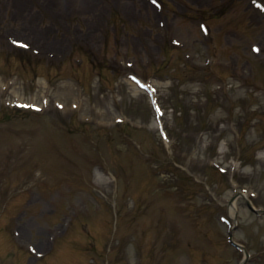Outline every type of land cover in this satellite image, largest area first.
<instances>
[{
	"label": "rangeland",
	"instance_id": "374dc122",
	"mask_svg": "<svg viewBox=\"0 0 264 264\" xmlns=\"http://www.w3.org/2000/svg\"><path fill=\"white\" fill-rule=\"evenodd\" d=\"M154 18L147 0H0V171L6 182L20 183L18 175L40 163L42 173L50 169L60 183L58 188L49 181L40 184L37 190L41 194L34 193L36 201H32V195L29 200V192L24 193L25 201L35 206L28 207V213L22 207L23 198L7 204L2 224L8 219L5 214H11L4 226L10 230L22 218L20 242L42 251L48 246L47 226L61 230L60 219L69 214L75 192L84 194L82 210L76 212L71 226L68 222V233L50 239L40 259L42 264H81L85 256L77 251L79 262L75 249L84 244L80 249L90 264L92 257L93 264H224L222 260L235 264L241 254L228 246L226 225L213 215L217 210L224 214L228 210L221 201L231 194L230 176L248 173L240 177L238 189L255 192L253 202L264 209V157H260L264 156L263 57L249 53L250 69L247 65L243 70L250 76L244 85L229 78L232 87L210 86L206 80H197V73L191 71L198 70L197 61H202L205 54L221 58L202 39L197 22L191 31L180 27L172 32V37L185 44L171 46V51L165 54L164 50L158 56L162 43ZM260 30L264 26L259 30L240 27L242 38L249 42L257 40ZM169 32L170 28L166 30V43L170 42ZM18 40L29 46L21 51L20 60L15 56ZM216 43L220 50L226 47L223 33L216 36ZM230 47L220 53H233L238 66L244 65L247 61L241 48ZM184 53L191 58L185 59ZM80 57L83 63L77 66L73 60ZM165 57L169 69L160 73L157 67ZM148 58L150 63L146 62ZM126 62L132 63V68ZM101 67L105 69L99 70ZM240 68L232 65L214 70L222 74L226 70L243 72ZM128 69L157 86L166 110L167 143L155 128L146 95L126 79ZM43 97L50 105L39 115L27 111L17 115L11 109L15 100L40 103ZM52 100L67 104V109L61 112L53 108ZM72 104H78L77 108ZM89 117V122L83 121ZM115 117L123 122L117 123ZM97 119L106 121L107 127L99 126ZM184 129L189 135H182ZM176 153L183 159L179 167L173 165ZM96 160L102 162L103 169L95 166ZM212 163L228 173L219 175ZM116 168L119 175L123 174L118 175L119 180L110 173ZM151 172L157 176L152 178ZM81 175L83 182L78 178ZM135 182L151 189L135 196ZM18 183L9 184V190L18 188ZM152 188L168 197L155 194ZM198 192L202 193L199 197ZM12 196L0 192V201L6 204ZM124 200L128 211L120 214V209L116 228L114 202ZM140 201L150 206L147 203L138 210ZM238 202L236 226L230 232L264 264V216H256L241 199ZM126 203L122 204L125 208ZM200 204L203 206L198 207ZM202 207L206 215L199 211L191 215ZM82 224H87V236L80 228ZM187 240L191 248L185 246ZM146 249L148 254L143 258ZM0 254V264L34 261L29 262L30 256L20 253L13 235L4 230L0 231Z\"/></svg>",
	"mask_w": 264,
	"mask_h": 264
},
{
	"label": "bare ground",
	"instance_id": "6f19581e",
	"mask_svg": "<svg viewBox=\"0 0 264 264\" xmlns=\"http://www.w3.org/2000/svg\"><path fill=\"white\" fill-rule=\"evenodd\" d=\"M2 4H5V2L2 1ZM242 196H244V194H242ZM82 198H83V196L81 194H77L76 195V200H75L76 206L79 205V202H80V200ZM230 205L231 206L229 208V215H230V217H234L235 214H236V209H237V203L235 202V199H234V201ZM29 227H32V226L30 225ZM181 264H183V263H181Z\"/></svg>",
	"mask_w": 264,
	"mask_h": 264
}]
</instances>
